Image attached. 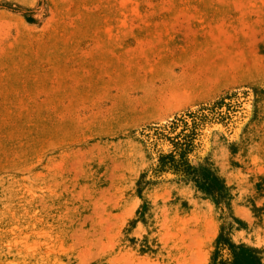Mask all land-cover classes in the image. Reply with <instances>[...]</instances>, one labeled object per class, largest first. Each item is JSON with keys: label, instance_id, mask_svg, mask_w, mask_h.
I'll use <instances>...</instances> for the list:
<instances>
[{"label": "rangeland", "instance_id": "rangeland-1", "mask_svg": "<svg viewBox=\"0 0 264 264\" xmlns=\"http://www.w3.org/2000/svg\"><path fill=\"white\" fill-rule=\"evenodd\" d=\"M219 251L264 264V0H0V264Z\"/></svg>", "mask_w": 264, "mask_h": 264}, {"label": "trees", "instance_id": "trees-1", "mask_svg": "<svg viewBox=\"0 0 264 264\" xmlns=\"http://www.w3.org/2000/svg\"><path fill=\"white\" fill-rule=\"evenodd\" d=\"M239 105L240 109L236 113L232 114V119L230 121H235V116L243 110L242 105ZM176 119L178 120V117L160 127L155 128V133H152V141L166 139L171 145L170 151L157 152V159L153 170L158 174L171 172L182 177H192L197 171V168L191 163L189 153L193 151V148L199 142L190 138L189 133H182L185 129L175 132V129H173L174 126L172 128V124L174 125V120ZM188 122L189 121L187 120L185 124ZM229 248H232V246L229 245ZM218 256L219 258L217 264H230L229 256L228 258H224L223 252L221 253V251L218 252Z\"/></svg>", "mask_w": 264, "mask_h": 264}]
</instances>
